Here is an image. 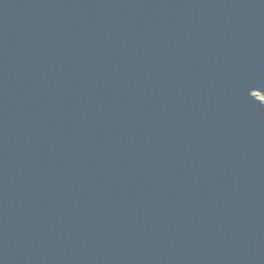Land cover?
Wrapping results in <instances>:
<instances>
[{
    "label": "water",
    "instance_id": "obj_1",
    "mask_svg": "<svg viewBox=\"0 0 264 264\" xmlns=\"http://www.w3.org/2000/svg\"><path fill=\"white\" fill-rule=\"evenodd\" d=\"M264 0H0V264H264Z\"/></svg>",
    "mask_w": 264,
    "mask_h": 264
},
{
    "label": "rangeland",
    "instance_id": "obj_2",
    "mask_svg": "<svg viewBox=\"0 0 264 264\" xmlns=\"http://www.w3.org/2000/svg\"><path fill=\"white\" fill-rule=\"evenodd\" d=\"M264 99V98H263Z\"/></svg>",
    "mask_w": 264,
    "mask_h": 264
}]
</instances>
